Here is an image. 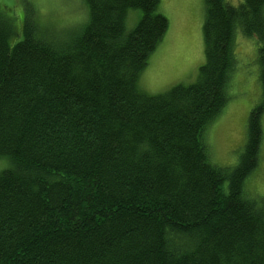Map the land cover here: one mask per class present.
<instances>
[{
    "label": "trees",
    "instance_id": "trees-1",
    "mask_svg": "<svg viewBox=\"0 0 264 264\" xmlns=\"http://www.w3.org/2000/svg\"><path fill=\"white\" fill-rule=\"evenodd\" d=\"M84 3L63 35L0 9V264H264V197L246 186L264 101L235 167L206 142L238 30L264 90V0H205L196 83L156 96L138 80L170 27L161 0Z\"/></svg>",
    "mask_w": 264,
    "mask_h": 264
},
{
    "label": "rangeland",
    "instance_id": "rangeland-1",
    "mask_svg": "<svg viewBox=\"0 0 264 264\" xmlns=\"http://www.w3.org/2000/svg\"><path fill=\"white\" fill-rule=\"evenodd\" d=\"M226 2L237 7L244 5L245 0ZM0 5L18 28H22L25 17H31L61 35L87 18L84 0H0ZM160 9L167 16L170 27L163 42L150 55L138 80L139 89L150 96L165 94L178 85L196 83L199 69L206 62L205 0H161ZM134 25L128 23L129 29ZM259 48L256 38L237 31V65L230 84V98L206 133L211 160L218 166L232 168L239 163L247 142L249 114L263 104L264 90L257 63ZM260 122L258 164L246 181L247 192L254 198L264 197V113ZM5 165L0 162V171L7 167Z\"/></svg>",
    "mask_w": 264,
    "mask_h": 264
}]
</instances>
